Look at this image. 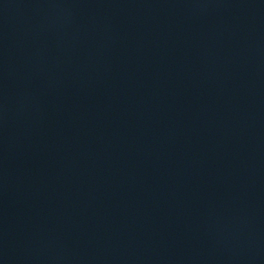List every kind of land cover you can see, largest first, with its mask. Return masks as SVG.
Segmentation results:
<instances>
[{"label":"water","instance_id":"1","mask_svg":"<svg viewBox=\"0 0 264 264\" xmlns=\"http://www.w3.org/2000/svg\"><path fill=\"white\" fill-rule=\"evenodd\" d=\"M0 264H264V0H0Z\"/></svg>","mask_w":264,"mask_h":264}]
</instances>
